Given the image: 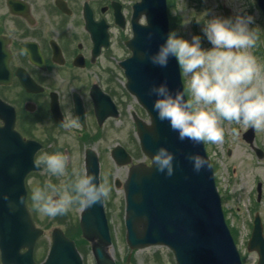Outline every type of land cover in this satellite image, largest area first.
<instances>
[{"label":"flooded vegetation","instance_id":"af4514ba","mask_svg":"<svg viewBox=\"0 0 264 264\" xmlns=\"http://www.w3.org/2000/svg\"><path fill=\"white\" fill-rule=\"evenodd\" d=\"M139 1L0 0V163L22 170L35 165L25 177L30 204L33 187L49 178L37 163L46 152H61L71 169H86L92 151L100 182H111L110 162L124 169L114 185L130 166L117 163L126 158L118 149L120 155L113 154L117 145L133 162L150 163L135 148L134 117L147 120L146 115L120 80L133 27L146 23L145 15L136 16ZM69 117L78 119V127H64ZM120 124L125 139L113 141ZM31 211L40 214L33 206ZM69 214L42 222L50 227L49 244L55 228L65 232L60 222ZM41 245L42 240L35 244V257Z\"/></svg>","mask_w":264,"mask_h":264},{"label":"water","instance_id":"95a60500","mask_svg":"<svg viewBox=\"0 0 264 264\" xmlns=\"http://www.w3.org/2000/svg\"><path fill=\"white\" fill-rule=\"evenodd\" d=\"M256 1L264 12V0ZM142 6L151 8L150 20L148 26H136L130 41L132 56L124 61L127 86L151 117V126L136 120L141 149L152 160L156 149L167 145L176 154V169L169 177L157 172L152 163L131 166L123 185L126 242L131 249L167 245L174 252L177 264H241L224 219L204 143L193 145L191 141L179 140L167 121H160L152 110L155 97L149 94V89L153 84L167 80L173 91L183 90V84L175 57L162 68L153 65L146 56L148 51H157L168 36L165 0H145ZM244 138L252 143L253 128L244 133ZM194 152L205 156L210 166L200 172L193 171L187 155ZM90 165L94 167L90 173L97 176L94 156ZM25 173L0 171V250L4 264H19L21 258L24 261L20 264H35L31 253L41 230L35 227L25 206ZM3 194L10 201H4ZM80 227L82 236L92 243L96 264H114L107 253L111 239L103 203L83 209ZM22 246L28 250L19 254ZM247 248L258 253V264H264L263 227L258 214ZM41 264H82V260L74 241L56 229L48 257Z\"/></svg>","mask_w":264,"mask_h":264},{"label":"clouds","instance_id":"9594fccd","mask_svg":"<svg viewBox=\"0 0 264 264\" xmlns=\"http://www.w3.org/2000/svg\"><path fill=\"white\" fill-rule=\"evenodd\" d=\"M202 31L210 48L202 46L200 35L189 40L173 31L157 51L146 52L147 59L162 68L175 57L186 78L184 90L173 91L167 80L153 84L149 89L155 97L152 110L160 121H167L179 140L193 145L222 143L224 121L264 130V63L251 51L264 31L255 26V16L238 12L234 18L205 19ZM151 123L148 121L149 126ZM63 124L68 129L78 127V119L69 117ZM231 131L239 135L237 128ZM187 159L195 172L210 166L198 152L189 153ZM37 163L49 177L31 191L32 206L42 216H63L77 205L92 207L103 203L112 191L107 177L100 182L86 169L69 172V158L61 152H46ZM151 163L157 172L170 177L175 173L176 154L167 145H160ZM2 199L10 201L7 194Z\"/></svg>","mask_w":264,"mask_h":264},{"label":"rangeland","instance_id":"374dc122","mask_svg":"<svg viewBox=\"0 0 264 264\" xmlns=\"http://www.w3.org/2000/svg\"><path fill=\"white\" fill-rule=\"evenodd\" d=\"M223 6L229 7L235 16L238 12H247L255 16V26L263 31L262 15L252 0H173L171 12L175 17L180 18L177 26V35L191 39L195 32V26L201 33L202 46L210 48L211 44L202 31L205 19L223 17ZM207 13V15H205ZM261 63H264V41L263 32L258 41L257 47L251 50ZM121 80V79H120ZM186 88V78L182 76ZM118 133L114 135L113 141H123L125 128L118 125ZM225 138L222 143H205L207 153L215 166V179L221 197L223 207L226 208V216L229 218V225L235 230L237 248L242 257L243 264H256L257 255L248 251L246 247L250 235L253 216V206L256 197V184L261 182L262 196L258 203V209L264 223V156L258 158L250 145L242 138V133L248 128L237 125L234 122H223ZM237 128L239 135L234 136L231 129ZM254 144L264 151V130H255ZM135 148H137L135 146ZM81 154L80 151H76ZM140 154H138L139 156ZM111 193L104 201L105 211L109 222L112 244L110 253L118 264H176L173 253L169 248L162 245H153L146 248L134 250L126 261L129 248L125 242L124 234V193L121 187L113 184L115 177L123 178L125 171L121 167H114L110 162ZM106 172V171H105ZM57 178H53L55 180ZM110 182V183H111ZM226 198V199H225ZM256 207V205H255ZM80 208L78 205L70 210V218L61 221L65 224L66 230L75 233L79 229ZM38 221L51 220L46 216L38 215ZM56 219L62 216L55 217ZM70 221V222H68ZM68 222V223H67ZM49 226L47 227V230ZM77 236H80L78 234ZM84 264H95L94 257L88 243L79 247ZM39 254V252H38Z\"/></svg>","mask_w":264,"mask_h":264}]
</instances>
